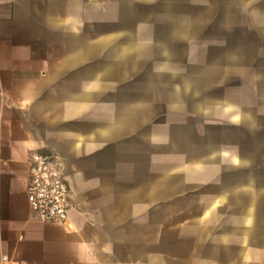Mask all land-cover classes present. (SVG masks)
Listing matches in <instances>:
<instances>
[{
	"label": "crops",
	"instance_id": "obj_1",
	"mask_svg": "<svg viewBox=\"0 0 264 264\" xmlns=\"http://www.w3.org/2000/svg\"><path fill=\"white\" fill-rule=\"evenodd\" d=\"M57 157L72 208L28 206ZM264 264V0H0V264Z\"/></svg>",
	"mask_w": 264,
	"mask_h": 264
},
{
	"label": "built area",
	"instance_id": "obj_2",
	"mask_svg": "<svg viewBox=\"0 0 264 264\" xmlns=\"http://www.w3.org/2000/svg\"><path fill=\"white\" fill-rule=\"evenodd\" d=\"M25 197L33 217L43 223L60 224L72 208L68 183L56 156L32 152L28 157V184ZM2 264H8L2 256Z\"/></svg>",
	"mask_w": 264,
	"mask_h": 264
}]
</instances>
